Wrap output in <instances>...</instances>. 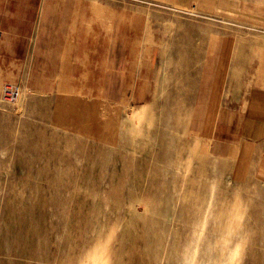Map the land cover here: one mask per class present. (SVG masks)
Here are the masks:
<instances>
[{
	"label": "rangeland",
	"instance_id": "1",
	"mask_svg": "<svg viewBox=\"0 0 264 264\" xmlns=\"http://www.w3.org/2000/svg\"><path fill=\"white\" fill-rule=\"evenodd\" d=\"M85 73L3 85L0 264H264V183L189 137L163 89L109 105Z\"/></svg>",
	"mask_w": 264,
	"mask_h": 264
},
{
	"label": "crops",
	"instance_id": "2",
	"mask_svg": "<svg viewBox=\"0 0 264 264\" xmlns=\"http://www.w3.org/2000/svg\"><path fill=\"white\" fill-rule=\"evenodd\" d=\"M78 63L102 76L109 105L106 92L124 107L134 90L142 109L139 91L163 89L189 137L264 183V0H0V94Z\"/></svg>",
	"mask_w": 264,
	"mask_h": 264
},
{
	"label": "built area",
	"instance_id": "3",
	"mask_svg": "<svg viewBox=\"0 0 264 264\" xmlns=\"http://www.w3.org/2000/svg\"><path fill=\"white\" fill-rule=\"evenodd\" d=\"M19 93H20L19 86L16 84L9 83L3 87L2 97L8 99L9 101H14L18 97Z\"/></svg>",
	"mask_w": 264,
	"mask_h": 264
}]
</instances>
